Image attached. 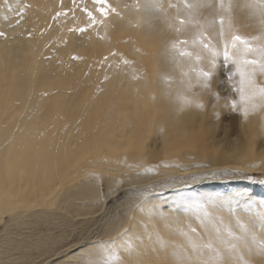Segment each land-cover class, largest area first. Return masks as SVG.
Masks as SVG:
<instances>
[{
	"label": "bare ground",
	"instance_id": "obj_1",
	"mask_svg": "<svg viewBox=\"0 0 264 264\" xmlns=\"http://www.w3.org/2000/svg\"><path fill=\"white\" fill-rule=\"evenodd\" d=\"M24 2L32 7L17 25L15 12L0 0V32L5 33L0 37V105L5 107L14 95L25 111L16 114L12 135H0V264H86L93 245L115 235L114 229L127 219L134 189L154 185L151 198L165 210L183 195H248L243 190L251 187L248 183L218 188L223 177L204 179L202 186L203 180L162 187L160 182L169 174L185 175L177 168L160 167L161 175L136 174L164 163L188 166L193 172L239 168L264 173V167L250 166L264 164V121L259 115L245 121L224 107L235 94L228 78L220 85L221 74L234 71V64L221 58L210 81L222 98L218 105L211 96L204 110L177 114L162 95L167 85L161 74L175 79L178 73L161 55L163 40L146 26H132L138 14L124 5L134 0H112L120 5L124 19L109 18L106 40L92 31L69 34L52 21L58 0ZM9 3L15 7L16 0ZM77 15L84 26L87 17ZM139 15L152 17L154 10L149 7ZM67 22L72 23L71 16ZM152 22L162 27L159 20ZM49 24L52 27L42 36ZM136 47L146 55L138 54ZM72 52L84 59L72 60ZM111 52L134 60L145 79L133 80L132 69L123 65L116 68L121 57ZM105 56L112 69L98 63ZM105 72L110 76L107 83ZM125 159L140 168L131 170ZM196 164L207 167L196 169ZM92 172L102 180H90ZM124 189L132 190L116 206L119 210L104 219L109 201ZM150 259L152 264H168L166 259ZM252 259L264 264L259 255Z\"/></svg>",
	"mask_w": 264,
	"mask_h": 264
},
{
	"label": "snow or ice",
	"instance_id": "obj_2",
	"mask_svg": "<svg viewBox=\"0 0 264 264\" xmlns=\"http://www.w3.org/2000/svg\"><path fill=\"white\" fill-rule=\"evenodd\" d=\"M4 5L8 11L15 12L17 25L32 7L24 0H16L15 7L9 0H4ZM124 7L138 14L133 27L146 26L149 33L163 40L161 55L189 78V86L194 75L198 82L208 87L223 58L226 63L235 65V70L228 76L235 98L229 97L224 107L239 113L245 121L257 110L264 109V0H145L143 4L134 0ZM149 7L154 10L152 17L139 15L147 13ZM78 12L87 17L84 26L78 22ZM69 16L71 24L67 22ZM112 16L124 19L120 5L112 0H70L67 6L64 0H58L51 19L66 28L69 34L92 31L99 39L106 40ZM153 19L159 20L162 27L154 24ZM241 22L254 32L244 31ZM51 27V24L47 25L40 34L43 36ZM3 36L5 33L0 32V37ZM62 42L67 44L68 41ZM135 51L146 55L139 47ZM109 55L121 57L115 67L123 65L132 69L133 80L145 79V75L139 74L140 70L134 67V60L117 52ZM71 59L82 61L84 57L73 55ZM184 60L191 61L187 71L183 68ZM98 63L102 68H113L109 56ZM161 75L167 88L171 89L175 79ZM109 80L110 76L105 72L103 83ZM99 91L102 92L103 88ZM212 96L218 105L221 96L215 90ZM197 107L205 109L202 104ZM124 163L131 170L140 168L139 163L129 165L126 159ZM250 166L264 167V164ZM160 167L177 168L185 173L169 174L160 182L167 188L186 187L204 179L228 176L253 179L239 168L193 172L188 166L171 163L155 168L148 166L136 174L161 175ZM194 167L201 169L207 165L196 164ZM89 178L99 182L102 175L92 172ZM258 182L264 184V179ZM153 187L133 190L127 219L114 229L115 235L93 245L86 264H152L150 257L166 259L168 264H254V256L264 259V199L247 194L237 197L183 195L165 210L160 202L151 198Z\"/></svg>",
	"mask_w": 264,
	"mask_h": 264
},
{
	"label": "rangeland",
	"instance_id": "obj_3",
	"mask_svg": "<svg viewBox=\"0 0 264 264\" xmlns=\"http://www.w3.org/2000/svg\"><path fill=\"white\" fill-rule=\"evenodd\" d=\"M75 55L74 52L71 53V56ZM58 62L57 59H55L52 62L53 64H56ZM222 65V69L225 70L226 68L224 67V62H221ZM142 65V63L140 64ZM50 66L47 68V71L49 70ZM229 73L227 72V70L225 72H223L221 74V78L223 81L220 82V85H226V82L224 81V78H228ZM8 90V89H5ZM44 94L40 95L43 96ZM48 95V93H47ZM39 96V97H40ZM19 113V116L25 114V111H21L19 109V101L16 99V97L13 95L11 99H9V101L7 102V104L5 105V107H2L0 105V135H12L14 133V128L12 127V122L17 120L19 118V116H17L16 114ZM15 114V115H13ZM6 129H9L8 131H6ZM235 137V135H231V138ZM210 170H207L205 172H208ZM246 174H249L253 177L252 180L249 179H245L243 178V176H228V177H223V179H220V183L217 184V187H221V186H225L228 183H239V184H251V187L246 186L243 190H247L248 196L249 197H253L256 199H264V184L259 183L258 181L261 179H264V173H262V171H252V172H245L242 171ZM208 180V179H205ZM203 180L199 186H202L206 183V181ZM214 182V181H213ZM193 186V185H192ZM245 186V185H243ZM196 187V186H193ZM198 187V186H197ZM135 188H139V187H135ZM201 187H199L200 189ZM132 189H128L127 190H123L121 191L119 194H117L111 201H109L108 203V211L107 214L104 216V219H106V217H109L111 214H114L115 212H117L119 209H115L116 206L118 204H120L122 201L125 200V198L130 194L129 192ZM226 193V192H225ZM225 193H220L218 194L219 196H223L225 195ZM239 194H234L232 195V197H237ZM114 209V211H113ZM103 219V220H104Z\"/></svg>",
	"mask_w": 264,
	"mask_h": 264
},
{
	"label": "clouds",
	"instance_id": "obj_4",
	"mask_svg": "<svg viewBox=\"0 0 264 264\" xmlns=\"http://www.w3.org/2000/svg\"><path fill=\"white\" fill-rule=\"evenodd\" d=\"M241 23L244 31L249 32L250 29L254 30L252 28L244 27L243 25L245 22ZM182 64L185 71L191 67L190 60H184ZM174 71L178 73L175 77V83L171 89H164L162 95L164 99L173 106L176 113L181 114L191 109L200 110L197 106L201 104L206 106L207 98L211 97L212 92L214 91L210 82L209 86L205 87L202 82H198L196 77L192 75L191 86H189V78L183 76L180 70L174 68ZM254 115H259L260 119L264 121V109L257 110Z\"/></svg>",
	"mask_w": 264,
	"mask_h": 264
}]
</instances>
